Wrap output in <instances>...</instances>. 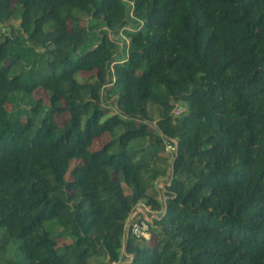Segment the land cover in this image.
<instances>
[{
  "label": "trees",
  "instance_id": "trees-1",
  "mask_svg": "<svg viewBox=\"0 0 264 264\" xmlns=\"http://www.w3.org/2000/svg\"><path fill=\"white\" fill-rule=\"evenodd\" d=\"M113 263L264 264V0H0V264Z\"/></svg>",
  "mask_w": 264,
  "mask_h": 264
},
{
  "label": "rangeland",
  "instance_id": "rangeland-1",
  "mask_svg": "<svg viewBox=\"0 0 264 264\" xmlns=\"http://www.w3.org/2000/svg\"><path fill=\"white\" fill-rule=\"evenodd\" d=\"M87 24V21H83L82 22V25H86ZM14 28L15 30H18L19 29V21L16 20V19H13L9 22H7L5 25H4V29H3V32L5 31L6 33L9 31L10 28ZM122 38H124L123 35H120ZM112 39H114V37H112ZM126 42L128 43V40H126ZM122 46V45H121ZM91 74H81V76L79 77L80 80L82 79H85V78H88ZM24 102H20V96H15L14 97V100H13V103L11 104H8L7 105V109L8 111L12 112V111H15L16 110V107H14V104L16 105H21V107L26 110L28 113H30L32 111V108L33 106H35V102L38 101L39 99H42V105H41V108L42 109H45L48 104H49V95L46 93V91H44L43 89H38L36 90L32 95H27V96H24ZM19 102V103H18ZM18 105V106H19ZM175 109L173 111V114L175 116H178L181 112L185 111V107L181 104V103H177L175 105ZM104 108H105V111L107 114L109 115H112L113 113H115V110L113 108V102H108V103H105L104 105ZM43 110L40 111V115L37 117L38 121H40L42 119V116H43ZM56 120H57V123L59 124V126H63V124L69 120V115L68 114H63V115H60V116H57L56 117ZM150 130L153 131V125L150 126ZM111 136L109 135H104L98 139H96L91 147V150L92 151H97V150H100L101 148H103L108 142L111 141ZM162 157H165V158H169V157H172V154L171 153H168L166 151H164V153L162 154ZM170 160V159H169ZM187 164L188 165H191V161L190 159H187ZM77 165V162L76 161H73L71 163V169H73L75 166ZM171 170V168H169ZM67 179L68 180H71V175L68 174L67 175ZM159 180H163L161 181L162 183H166V185H170V179L168 178H161ZM128 192V189H126V193ZM162 196L165 197V192H161ZM156 239V238H155ZM153 240L152 242H150L151 245H154L156 240ZM68 242H64L63 240H58V245H63V244H67ZM8 257L11 259V260H14V261H17L18 259L21 258V255L17 254L16 251H10L9 254H8ZM123 264V263H121ZM125 264V263H124Z\"/></svg>",
  "mask_w": 264,
  "mask_h": 264
},
{
  "label": "built area",
  "instance_id": "built-area-1",
  "mask_svg": "<svg viewBox=\"0 0 264 264\" xmlns=\"http://www.w3.org/2000/svg\"><path fill=\"white\" fill-rule=\"evenodd\" d=\"M165 151L172 154L171 159L173 160V156L177 149V143L175 141H169L167 140L165 142ZM169 179V178H168ZM163 180H158L156 182V191L158 193V199L162 202L164 208H165V201L167 199V196H162L161 192H166V183H162ZM165 214L164 209L161 211H153L151 208L145 204H139L137 205L127 224H126V235H133L135 238L139 240H143L147 243L152 242V226L154 220H160L162 217L161 215ZM131 258V257H130ZM113 264H119V263H113ZM121 264V263H120ZM124 264V263H123Z\"/></svg>",
  "mask_w": 264,
  "mask_h": 264
},
{
  "label": "water",
  "instance_id": "water-1",
  "mask_svg": "<svg viewBox=\"0 0 264 264\" xmlns=\"http://www.w3.org/2000/svg\"><path fill=\"white\" fill-rule=\"evenodd\" d=\"M177 150V149H176ZM127 235H128V233H127Z\"/></svg>",
  "mask_w": 264,
  "mask_h": 264
}]
</instances>
